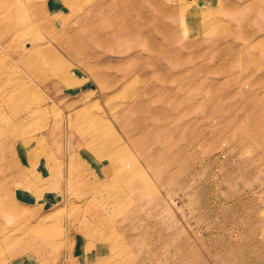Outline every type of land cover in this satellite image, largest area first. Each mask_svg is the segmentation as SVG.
Wrapping results in <instances>:
<instances>
[{"label": "rangeland", "instance_id": "374dc122", "mask_svg": "<svg viewBox=\"0 0 264 264\" xmlns=\"http://www.w3.org/2000/svg\"><path fill=\"white\" fill-rule=\"evenodd\" d=\"M0 264H264V0H0Z\"/></svg>", "mask_w": 264, "mask_h": 264}, {"label": "bare ground", "instance_id": "6f19581e", "mask_svg": "<svg viewBox=\"0 0 264 264\" xmlns=\"http://www.w3.org/2000/svg\"><path fill=\"white\" fill-rule=\"evenodd\" d=\"M14 1H16V0H14ZM16 3V2H15ZM14 4V2L12 3V5ZM17 4V3H16Z\"/></svg>", "mask_w": 264, "mask_h": 264}]
</instances>
